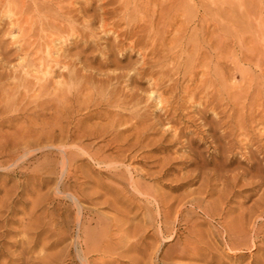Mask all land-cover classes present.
I'll return each instance as SVG.
<instances>
[{"label":"rangeland","instance_id":"obj_1","mask_svg":"<svg viewBox=\"0 0 264 264\" xmlns=\"http://www.w3.org/2000/svg\"><path fill=\"white\" fill-rule=\"evenodd\" d=\"M124 1L132 23H155L147 44L131 46L133 39L121 34L124 23L108 33L95 23L98 35L90 42L71 38L52 54L61 60L96 55L93 65L103 73L123 65L135 77L120 87L138 90L142 115L122 110L113 127L114 108L86 109L82 97L66 113L55 107L33 114L29 103L21 114L0 116L12 118L0 126V264H264V217L256 231L251 223L245 232L233 230L228 241L239 247L227 244L224 233V225H233L254 202L259 209L253 218L264 209V0ZM15 25L9 15L0 19V71L4 54L17 50L22 35ZM28 28L24 36L36 39L39 28ZM118 53L121 59L113 60ZM14 55L11 65L23 63ZM31 57L23 69L32 78H8L10 92L14 82L44 79L40 58ZM49 75L50 82L63 81ZM55 83L52 92L61 98L76 85L62 82L67 89H55ZM78 127L80 133L113 131L80 140ZM47 131L74 136L65 145L69 162L58 140L48 142ZM235 174L240 179L233 180ZM195 200L213 211L205 213Z\"/></svg>","mask_w":264,"mask_h":264},{"label":"bare ground","instance_id":"obj_2","mask_svg":"<svg viewBox=\"0 0 264 264\" xmlns=\"http://www.w3.org/2000/svg\"><path fill=\"white\" fill-rule=\"evenodd\" d=\"M75 1H77V0H0V14H1L0 15V17H1L0 19H2V17L6 16V15H9L10 17H12L14 19V24H16L19 27V30H21V34L22 35H21V37H19V39H16L17 43L15 42L17 44V50L14 51L12 54L18 55L19 58H21L23 60L22 61L23 63H21V64L11 65L12 61H11L10 56L12 54L11 55H9L8 53L4 54L3 58L5 60V64H2L3 65V70L0 71V116H3L4 113L8 114L11 110L16 111V113L20 112V111H26V110H28L26 106L29 103H31L33 106H35V110L33 111V114L34 113H38L39 114L40 111L41 112H43V111L47 112L46 110H48V109H50V110L52 109L53 110V108L55 109V107H57V109L60 108L59 109V113L60 112L61 113H64V112L66 113V112H69L72 108H74V106H75L74 102L75 101L78 102L79 99L82 98V97L84 98L85 103L87 104L86 109L91 108L92 106H95V105H98V104H104L107 107L114 108L113 110L109 111V114L114 116L112 124H110L113 127H115V125H116L115 124L116 117L120 118L123 115V111L122 110H124V112H128V110L125 111V109L131 108L132 109L131 110L132 111L131 114L135 118H137L136 115H138V116L142 115L141 113H139L140 109L137 108L139 106V103H141V102L136 101V98L138 96V93H137L138 90L135 91V89H130L129 92H128V91H125L126 89L124 90V87H122V88L120 87V84L122 82H124V80H125L124 83L126 85V82L129 83L135 77L134 74L129 73V71L128 72L125 71L124 67H122L123 65L121 66V65L118 64L119 65L118 66V68H119L118 72L115 71L114 73H106V71H104L105 73H103L102 70H101V67H97V65L96 66L93 65V62H94L93 60H94L96 55L93 56V57H89V56H91V54L90 55L88 54L89 56H87L85 59L78 58V60H75V59L61 60L60 58L59 59H57L56 57L53 58L54 56H53L52 52L54 50H56L55 49L56 44L63 43V41H69L71 38H74V42H77L78 40H81V41L83 40V41L87 42L92 37L97 36L99 30L98 29L96 30L95 27H93L95 23H99V27L104 31L102 33H105V32L108 33L109 31H114V30H115L114 32H116V30L118 31L117 27L121 23H124L125 27L123 29H121V34L123 35L122 37H124V39H127V38L133 39L130 42L131 46H134V45L138 44L139 42H142V43L144 42L145 44H147V42L149 40H152L150 38H153L152 37V34H153L152 30H154V28H152V27H153V25L155 23L152 24V25L147 23V21H145L143 23H142V21H141V23H137V20H134V21H136V23H132L133 20L131 19V17H128V14H131V13H129L130 10H129V8H128V6H127V4H126V2L124 0H86L85 3L82 2L83 4H78ZM94 3H95V5H94ZM138 3H140V2H138ZM76 5H78V6H76ZM129 7H130V5H129ZM134 10H135V8H134ZM142 19H144V18H142ZM108 20L109 21L111 20V21L109 22ZM25 22L29 26V28H31V29H35L36 27L39 28L40 34H39L38 37H36V39L27 40L29 34L26 33V31H25L28 28V27H26V29H25L26 25L25 26L23 25ZM11 24H12V22H11ZM26 34H28L27 37H25ZM33 34H32V36H33ZM117 34H118V32H117ZM153 36H154V34H153ZM95 44H97V43H95ZM119 44H121V47H123L125 45V43H119ZM87 45H89V44H87ZM111 46L113 47L112 44H111ZM121 47L119 49H122ZM59 49H60V47H59ZM85 49H87V48H85ZM85 49H83V50L81 49L82 50L81 52H83ZM88 49L90 50L91 48L88 47ZM109 49H107V50H109ZM107 50H106V52H108ZM68 54L71 55L69 52H68ZM109 54H110V52H109ZM31 55L40 58L39 59V65L40 66L38 67V70L39 71L40 70L44 71V76L42 75V77H40V78H44V79L42 81L38 80L35 83L32 82V81H27V80H20L18 82H14L15 83V91L11 89V92H10V90L6 87V86H8V84L6 83L8 78L14 77L16 75L20 76L19 78H21V79L22 78H32L31 75H29L30 71L29 70H25L26 68L23 69L24 66H27L28 63L31 61V60L29 61V59L32 58ZM83 56H84V53H83ZM122 56L123 55L119 56V53H118V55H115V58L113 60L116 59L118 61L119 59H121ZM109 57H110L109 55L106 56L105 63L108 62V58ZM38 58H36V59H38ZM111 63H112V61H111ZM102 64H104V63H102ZM35 66H36V64H35ZM115 66H117V65H115ZM53 67H55V68L52 69ZM129 67H130V65H129ZM146 67L147 66H145L144 68H146ZM19 69L23 71V74H21V75L18 74L19 73V71H18ZM143 70L145 71V69H142L141 71L143 72ZM50 73L55 74L58 78H63L62 82L64 83V86H66L65 84L68 83V82H71V84L73 83V84H76V85L71 87V89L68 88L70 93L65 94V96L63 95V97L61 98L60 97V93L61 92H52L51 85L55 83L54 82L55 80L50 82L51 80H49V78L53 77V76L50 77V75H49ZM145 73H146V71H145ZM150 74H151V72H150ZM34 78H37V77H34ZM62 82L58 81V82H56L57 84L55 83L56 85H54V86L55 87L58 86V88H59L62 85ZM133 83H134V81H133ZM155 83H157V82H155ZM68 84H70V83H68ZM161 84H162V82L160 83V86H161ZM54 86L52 88H55ZM62 87H63V85H62ZM63 88L67 89V87H63ZM55 89H57V87ZM59 89H61V87ZM72 89L74 90L73 93L71 92ZM86 92H89L88 95H84V94H86ZM145 92H147V91H145ZM23 93H24V95H23ZM97 95H99V99H96V98L92 97V96H97ZM161 102H164V101H161ZM66 103H69L70 105L66 106ZM165 103L166 102H164V104ZM79 109H81V108H79ZM19 114H21V112ZM55 114L56 113H54V115ZM124 117H125V114H124ZM55 118H56V121H59V120H57L58 118H57L56 115H55ZM10 121H12L11 117H9V116L8 117H2V119L0 118V126L3 125L4 123L6 124V122H10ZM124 121H127V120H124ZM9 125H11V124H9ZM76 126L80 127L79 124L76 125ZM79 127H78V129H79ZM47 129H48V127H47ZM177 129H176V132H177ZM50 130H48V131L49 132L53 131V130H51V131ZM75 130H76V128H75ZM98 130L99 129L95 127V128H93L92 130H89V131H86V130L85 131H81V133H80V129H79L77 131L78 134H76V132H74V133L81 140L84 137L94 136V135H96L98 133L107 134L108 132L112 133V131H113L112 129L111 130L107 129V130H101L100 132H98ZM44 131H46V130H44ZM48 131H47V133H49ZM61 131H63V130H61ZM102 131H104V133H102ZM6 133L7 132L5 131V134ZM21 135L24 136V134H21ZM49 135H51V134L50 133L47 134V136H49ZM72 136L73 135H71V134L64 135L63 133L59 134L58 136L56 134L52 135V137L49 136V137H51V139L48 142H51L52 144H55L57 140L59 141L60 144L56 145V147L59 150L62 151V153H61L62 156H63L62 158H64L63 160H65V161H66V159L68 157L67 155H69L71 153V152L69 153L70 150L67 151V148L65 147V145L68 146L67 143H66L67 142L66 140L69 139V138H72ZM6 139H7V137H6ZM35 142H37V141H35ZM37 144H39V143H36V145ZM52 144H51V146H52ZM77 146H80V145L77 144L76 147ZM83 146L84 145H81L80 148H77V149H79V150L81 148H83V149L85 148L86 149V147H83ZM93 154L89 155V156H93ZM67 160L69 162V159H67ZM66 168H67V166H66ZM222 176L225 177L224 178L225 179L224 183L226 181H228V177L226 175H222ZM238 177H239L238 174H235L231 178L233 180H237L236 178H238ZM131 178H133V177H131ZM238 179H240V177ZM131 182H133V184L136 183L133 180ZM131 185H132V183H131ZM136 187H134V189ZM78 195L79 194L74 195V193H73V198L75 196V198L77 200V203L79 204L78 199L80 200V198H77ZM225 196H226L225 198H227V200H228L229 197H227V195H225ZM196 202H195V204H197V206L199 208H201L205 213L209 214V212L213 211V210H209V207L207 205H205V206L203 205V200H197ZM262 202H264V201H262ZM222 203L224 204V201H222ZM257 204H258V202L256 201V202H254V204L252 206L250 205V207L247 210H243V211L241 210L240 213L238 214V216L235 219H232L233 225L229 224L227 222H226L227 224L224 225V227H225L224 233H225V237H226V243L227 244H231V247L232 246H235V247L236 246L237 247L241 246V245H239L237 243L228 241L229 240L228 238L235 232L233 230H237L238 232L239 231L245 232L246 231L245 227L247 226V223H249V226H250V223H251V228L254 231L255 224L259 225L258 219L260 217H264V209L262 208L263 210L260 211V214H258L255 218H253V216L257 213L256 211H258V209H259L257 207ZM224 211H225V208H220L219 211H218V214H220V216H221ZM79 213H80V211H79ZM247 217L252 218L253 220L250 219V221H246ZM79 220H81V219H79ZM81 222H83V220H81ZM80 224H82V223H80ZM163 229H164L163 226L160 225V230L162 232H163ZM255 231H256V229H255ZM168 232H169V230H168ZM235 235H238V233L237 234L235 233ZM170 238L171 237H169L168 239H170ZM84 240H85V238H84ZM252 240H253V238H252ZM255 242H256V240L254 239L253 244H255ZM78 243L80 244V242H78ZM80 255H82V254H80ZM80 255H79V257H80ZM83 257L85 258L86 256L83 255Z\"/></svg>","mask_w":264,"mask_h":264}]
</instances>
